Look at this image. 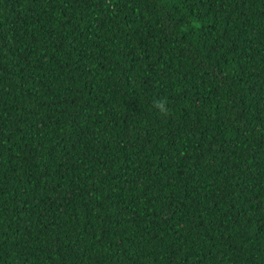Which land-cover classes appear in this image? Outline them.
<instances>
[{"label": "trees", "instance_id": "1", "mask_svg": "<svg viewBox=\"0 0 264 264\" xmlns=\"http://www.w3.org/2000/svg\"><path fill=\"white\" fill-rule=\"evenodd\" d=\"M0 264H264V0H0Z\"/></svg>", "mask_w": 264, "mask_h": 264}, {"label": "clouds", "instance_id": "2", "mask_svg": "<svg viewBox=\"0 0 264 264\" xmlns=\"http://www.w3.org/2000/svg\"><path fill=\"white\" fill-rule=\"evenodd\" d=\"M163 104H164V102L161 101V102H157V104L155 106L157 108H160L164 112V114L166 115L167 114V109L164 108Z\"/></svg>", "mask_w": 264, "mask_h": 264}]
</instances>
